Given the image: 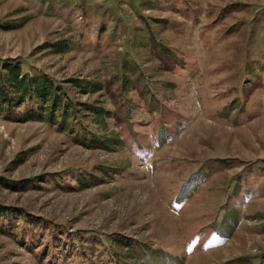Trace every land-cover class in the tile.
<instances>
[{"label":"rangeland","instance_id":"obj_1","mask_svg":"<svg viewBox=\"0 0 264 264\" xmlns=\"http://www.w3.org/2000/svg\"><path fill=\"white\" fill-rule=\"evenodd\" d=\"M6 59L110 115L0 114V264H264V0H0Z\"/></svg>","mask_w":264,"mask_h":264},{"label":"trees","instance_id":"obj_2","mask_svg":"<svg viewBox=\"0 0 264 264\" xmlns=\"http://www.w3.org/2000/svg\"><path fill=\"white\" fill-rule=\"evenodd\" d=\"M22 23L11 24L4 29H19L23 25ZM63 48L64 44L62 43L57 49ZM70 82L73 86L88 93L98 92L102 88L99 81L72 79ZM21 106L23 109H19ZM82 112L91 115L94 121L100 122L102 126L106 125L105 120L110 115L103 106L73 101L63 88L49 76L22 73L17 62L10 59L0 60V114L5 118L21 122L28 120L48 121L52 124L58 122L59 129L77 132L80 128L77 115L82 116ZM81 128L85 129L86 127ZM86 135L90 139H87ZM97 138L87 131L79 142L85 146L114 147L115 137L112 135H103Z\"/></svg>","mask_w":264,"mask_h":264}]
</instances>
